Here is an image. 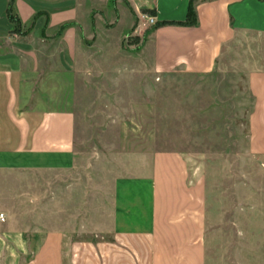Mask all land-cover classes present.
Returning <instances> with one entry per match:
<instances>
[{
	"label": "crops",
	"instance_id": "1",
	"mask_svg": "<svg viewBox=\"0 0 264 264\" xmlns=\"http://www.w3.org/2000/svg\"><path fill=\"white\" fill-rule=\"evenodd\" d=\"M8 2L0 0V169L64 171L76 161L73 65L83 32L103 12L117 24L185 21L190 0H14L29 30L13 46L5 44L14 28ZM195 11L196 25L151 28L153 69L203 75L239 56L252 98L249 152L264 162V0H198ZM145 166L114 182L111 221L98 227L109 239L74 243L66 228L29 233L5 219L0 264H264V201L252 226L247 217L233 224V254L219 234L223 214L208 210L205 183L187 158L156 152Z\"/></svg>",
	"mask_w": 264,
	"mask_h": 264
},
{
	"label": "rangeland",
	"instance_id": "2",
	"mask_svg": "<svg viewBox=\"0 0 264 264\" xmlns=\"http://www.w3.org/2000/svg\"><path fill=\"white\" fill-rule=\"evenodd\" d=\"M102 17L83 32L73 65L75 165L0 169V213L29 233L66 228L74 243L109 239L98 227L111 221L115 180L144 174L156 152H178L204 181L208 210L223 214L227 227L219 234H227L235 254L240 237L233 224L247 217L252 226L264 201V162L249 152L252 98L239 56L209 74L156 73L153 24L145 16L121 24ZM12 23L10 46L29 30Z\"/></svg>",
	"mask_w": 264,
	"mask_h": 264
},
{
	"label": "trees",
	"instance_id": "3",
	"mask_svg": "<svg viewBox=\"0 0 264 264\" xmlns=\"http://www.w3.org/2000/svg\"><path fill=\"white\" fill-rule=\"evenodd\" d=\"M198 0H190L189 6H188V11H187V16L185 21H180V22H168V21H161V22H156L153 24L151 27L152 29L162 26V25H196L197 24V15L195 11V6ZM14 11V0H9L7 9H6V14L7 17L10 21L15 22L16 24H20V20L17 16L13 15Z\"/></svg>",
	"mask_w": 264,
	"mask_h": 264
},
{
	"label": "built area",
	"instance_id": "4",
	"mask_svg": "<svg viewBox=\"0 0 264 264\" xmlns=\"http://www.w3.org/2000/svg\"><path fill=\"white\" fill-rule=\"evenodd\" d=\"M147 19H148L149 23L154 24V18L152 16H147ZM5 219H6L5 214L0 213V222H4Z\"/></svg>",
	"mask_w": 264,
	"mask_h": 264
}]
</instances>
